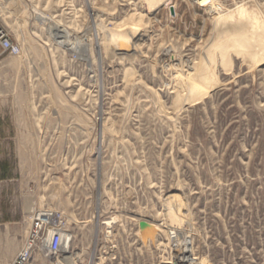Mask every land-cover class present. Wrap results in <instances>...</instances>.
I'll list each match as a JSON object with an SVG mask.
<instances>
[{
    "label": "rangeland",
    "instance_id": "374dc122",
    "mask_svg": "<svg viewBox=\"0 0 264 264\" xmlns=\"http://www.w3.org/2000/svg\"><path fill=\"white\" fill-rule=\"evenodd\" d=\"M241 1L0 0L3 151L72 244L32 264H264V0Z\"/></svg>",
    "mask_w": 264,
    "mask_h": 264
},
{
    "label": "crops",
    "instance_id": "0c3cea01",
    "mask_svg": "<svg viewBox=\"0 0 264 264\" xmlns=\"http://www.w3.org/2000/svg\"><path fill=\"white\" fill-rule=\"evenodd\" d=\"M5 68L1 61V74H5ZM2 100L0 94V115H6L10 112L1 110ZM4 127L1 123L0 131ZM3 145L0 139V264H12L26 244L35 202L29 194L27 177L20 167H13Z\"/></svg>",
    "mask_w": 264,
    "mask_h": 264
},
{
    "label": "built area",
    "instance_id": "2783aa9c",
    "mask_svg": "<svg viewBox=\"0 0 264 264\" xmlns=\"http://www.w3.org/2000/svg\"><path fill=\"white\" fill-rule=\"evenodd\" d=\"M227 0H192L195 6L206 13L219 16L227 12ZM254 0H242L247 3ZM22 47L13 42L7 29L0 24V62L8 58H19ZM66 221L58 211L34 206L30 216V227L25 246L12 264H32L39 256L56 261L66 246Z\"/></svg>",
    "mask_w": 264,
    "mask_h": 264
},
{
    "label": "bare ground",
    "instance_id": "6f19581e",
    "mask_svg": "<svg viewBox=\"0 0 264 264\" xmlns=\"http://www.w3.org/2000/svg\"><path fill=\"white\" fill-rule=\"evenodd\" d=\"M252 2V1H251ZM247 3H250V2H247ZM243 4H245V3H243ZM38 16L40 17V19H45L46 17L44 16V15H41V14H39L38 13ZM48 21V20H47ZM52 26V25H51ZM130 31L131 32H133V34H135V35H137V32H141V29L140 28H130ZM120 33V32H119ZM59 34V36H60V38H63V37H61V33H58ZM120 37V36H119ZM133 37V36H132ZM136 36H134V38H135ZM65 39H67V38H65ZM125 39V38H124ZM123 41V40H122ZM67 46H69V45H67ZM71 47V46H70ZM83 52V51H82ZM115 221V220H114ZM104 225H106V226H110V225H112V223L111 222H105V223H103ZM65 243H66V246L63 248V254L64 255H66V254H68L69 253V249H70V244H71V237H70V235L69 234H66V236H65ZM72 245V244H71ZM66 260H67V258H66ZM69 260H71V259H69ZM69 260H67V261H69ZM42 262V261H41ZM71 262V261H70ZM69 262V264H71ZM65 263H67V262H65Z\"/></svg>",
    "mask_w": 264,
    "mask_h": 264
},
{
    "label": "water",
    "instance_id": "95a60500",
    "mask_svg": "<svg viewBox=\"0 0 264 264\" xmlns=\"http://www.w3.org/2000/svg\"><path fill=\"white\" fill-rule=\"evenodd\" d=\"M140 225H141L142 235L145 238L147 236V234L150 232L151 228H150L149 224H147L145 222L141 223Z\"/></svg>",
    "mask_w": 264,
    "mask_h": 264
}]
</instances>
